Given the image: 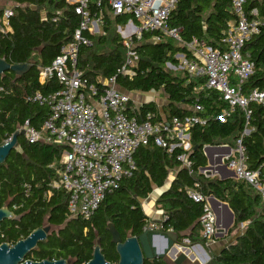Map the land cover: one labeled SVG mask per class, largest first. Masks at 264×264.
<instances>
[{
	"label": "trees",
	"instance_id": "1",
	"mask_svg": "<svg viewBox=\"0 0 264 264\" xmlns=\"http://www.w3.org/2000/svg\"><path fill=\"white\" fill-rule=\"evenodd\" d=\"M5 1L12 3L13 15L9 19L11 32L0 33V58L12 65L30 62L31 67L20 77L12 72L0 75V145L26 121L35 130L41 129L48 117V109L28 98L36 92L45 95L59 89L54 78L41 85L39 71L49 67L61 47L72 41L80 22L74 13L75 5L64 1ZM247 3L249 7H259L264 15V0H247ZM3 10L0 6V16ZM90 11L94 14L99 10L91 4ZM101 11L103 23L99 33L86 34L92 45L80 47L77 56V69L88 83L98 87L100 93L103 86L99 80L111 78H115L117 86L126 93L160 92L166 101L161 111L167 120L197 116L204 119L205 124H195L189 129L188 151L176 146L169 152L153 143L140 146L134 153L135 170L121 180L118 189L106 194L88 220L69 219L68 195L50 187L58 178L56 171L60 168L64 147L43 141L29 143L24 136H19L18 148L0 164V208L7 205L20 219L0 222V244L13 245L47 224L58 231L50 232L44 241H40L37 249L26 255L25 261L65 259L70 264H86L99 239L105 260L116 264L118 256L107 225L114 226L122 241L140 235L148 225L141 201L152 193L153 187L163 189L169 172L178 169L156 201L165 216L158 230L176 233L181 244L188 240L189 247L196 244L205 247L200 223L203 204L193 202L187 194L196 190L229 206L234 219L227 235L246 224L234 241L218 255L209 256L206 264H264V204L260 195L243 180H219L200 173L206 166L205 146L227 145L235 150L239 139L249 169L257 170L264 163V107L250 104L248 134H243L246 120L240 108H234L223 121L220 116L223 110L229 109L228 103L220 92L206 88V76H193L185 70L183 75H174L166 69L168 64L175 67L181 64L176 55L191 60L194 59L192 53L166 36H160L159 42L154 41L157 32H144L141 39L134 42V76L118 74L127 50L117 33V26L125 25L131 17L113 16L108 6H103ZM234 21L231 0H177L167 25L180 29L184 42L197 39L224 51L226 46L222 39L228 24ZM242 53L253 65L252 74L241 86L242 93L247 96L253 89L264 91V29L244 44ZM196 104L201 111H193ZM128 105L132 106V101ZM147 113L155 114L157 119L162 117L152 102L142 104L134 114L142 119ZM179 156H185L189 168L182 166L177 160ZM260 179L264 182V169L260 171ZM144 264L170 263L144 260Z\"/></svg>",
	"mask_w": 264,
	"mask_h": 264
},
{
	"label": "built area",
	"instance_id": "2",
	"mask_svg": "<svg viewBox=\"0 0 264 264\" xmlns=\"http://www.w3.org/2000/svg\"><path fill=\"white\" fill-rule=\"evenodd\" d=\"M54 1L75 5L74 13L80 22L73 32L72 41L61 47L59 55L49 67L39 71L38 81L41 85L54 78L60 85L59 89L45 95L36 92L28 98L46 107L48 117L40 130L30 127L28 121L17 130L24 131L23 136L29 143L43 141L64 147L60 168L56 171L58 178L50 187L61 189L68 195L69 219L91 218L106 194L118 189L121 180L135 170L134 153L140 146L153 143L169 152L176 146L188 151L189 129L195 124H205V120L197 116L161 120L155 114L147 113L139 119L134 113L139 111L140 105L129 107L130 95L117 86L115 78L99 80L103 86L102 93L98 87L88 83L77 69V56L80 47L92 45L87 35L99 33L103 23V6H108L113 16L131 17L125 25L117 26V33L127 50L125 62L117 70L118 74L134 76V42L139 41L144 32H157L154 36L156 42L160 41V36L169 37L184 45L194 56V59L186 60L183 55H176L184 70L193 76H206V88L220 92L228 103L229 109L222 111L221 119L224 121L238 107L245 113L243 134L249 133L247 125L251 115L250 104L264 107V91L253 89L247 96L242 93L241 86L253 71V65L247 55L242 53V48L251 37L264 29V15L259 7H249L247 0H231L235 21L228 24L222 39L226 50L222 51L197 39L184 42L180 29L168 27L167 19L177 0ZM91 4L99 11L91 14ZM12 15V9L2 11L1 34L11 32L9 19ZM193 111L199 112L201 107L196 104ZM177 160L184 167H190L185 156H179ZM226 161V167L233 171L235 178L245 181L260 195L264 204V182L260 179L264 163L257 170L247 167L241 139ZM187 194L193 202L203 204L201 235L208 243L219 234L216 215L208 202L209 197L196 190H190ZM150 226L157 230L155 225Z\"/></svg>",
	"mask_w": 264,
	"mask_h": 264
},
{
	"label": "water",
	"instance_id": "3",
	"mask_svg": "<svg viewBox=\"0 0 264 264\" xmlns=\"http://www.w3.org/2000/svg\"><path fill=\"white\" fill-rule=\"evenodd\" d=\"M30 67V62L27 64L12 65L6 62L4 58H0V75L6 72H12L20 77L24 75ZM23 135V130H17L3 145H0V164H3L6 161L12 150L18 148V137ZM219 148H224L229 152L231 151L229 147ZM208 149H211V147H204V152ZM223 168H226L225 165H223ZM201 170H207V167ZM208 174L210 173L208 172L207 175ZM231 176L235 177L233 173H231ZM208 202L213 213L216 215V218H218V208H222L227 212L229 219L225 225L220 226L217 219L219 234L226 232L233 222V213L227 204L219 202L213 196L208 198ZM19 219L20 217L16 216L7 205L0 208V222L3 220L18 221ZM107 229L111 236V243L115 245V251L118 256L116 264H144V260H165L170 264H181L189 259L188 256L191 252L190 248L181 244L178 241V235L172 231L163 232L152 229L148 224L140 235L131 236L122 241L119 233L112 224H108ZM49 232L50 226L47 225L33 230L25 239H21L13 245H10L9 243H1L0 264H70V261L65 259H45L42 261L24 260L28 253L37 249L40 241L46 239ZM86 264H112L105 260L101 251L99 239L95 241L92 257Z\"/></svg>",
	"mask_w": 264,
	"mask_h": 264
},
{
	"label": "crops",
	"instance_id": "4",
	"mask_svg": "<svg viewBox=\"0 0 264 264\" xmlns=\"http://www.w3.org/2000/svg\"><path fill=\"white\" fill-rule=\"evenodd\" d=\"M9 9H11V8L9 7ZM149 93H151V92H149ZM154 93H157V92H154ZM128 94L130 95V98H131L133 105H138L132 98L133 94L137 95L138 93H128ZM139 97H141V96H139ZM147 103H150V102H147ZM152 103H155V102H153V100H152ZM142 104H146V103H141L140 106ZM165 104L162 105L161 107H158L156 105L159 109V112L162 114L161 120L166 119L165 116H163V113L161 111L162 107H164ZM210 147H211V149H208L206 152H204V148H203V152H204V155L206 157V166L205 167H207V170H204V171L200 170V173L204 174L206 177H210V178L215 177L219 180H226V179H231V178L236 179L235 177L231 176V173H233V171H231L230 169H228L226 167V162H227L226 158L228 156L232 155L234 153V150H232L227 145L210 146ZM219 147H229L231 149V151L229 152L228 150H226L224 148H219ZM223 165H225L226 168H223ZM182 166H183V164H182ZM177 170L178 169H173L169 172L168 178L165 182V187L163 189H157L156 187H153L152 192H157L159 190V196H160L162 190L166 189L170 185L171 181L175 178ZM208 172L210 173V174H208L209 176L207 175ZM167 182H168V185L166 186ZM148 197L141 201L142 209H143L144 214L147 217V222H148L147 224L155 225L157 230H158L159 223L162 220H164L165 216L163 214V211L161 209H159V207L156 205V201H157L158 197H154L153 200H152V196H150V198H148ZM217 217H218L217 219H218V223L220 226L225 225L229 219L227 212L222 208H218ZM231 225L229 226V228L231 227ZM228 229H227V231H228ZM227 231L222 233V234H218L215 238H213L211 241L206 243L204 245L205 247H203L200 244H196V245H193L190 247L185 245L186 247L190 248V250H191L190 255L188 256L189 259L187 260L186 264H206L209 261V258L206 256L204 249H206L208 251L210 256L211 255H218L222 251V249L226 248L231 243L230 242L231 236L227 235ZM183 243L188 244V241L184 240Z\"/></svg>",
	"mask_w": 264,
	"mask_h": 264
},
{
	"label": "rangeland",
	"instance_id": "5",
	"mask_svg": "<svg viewBox=\"0 0 264 264\" xmlns=\"http://www.w3.org/2000/svg\"><path fill=\"white\" fill-rule=\"evenodd\" d=\"M0 6H2L4 9H7V8L12 6V3L6 2L5 0H0ZM133 64H135V60H133ZM166 69H167V71H170L174 75H183L182 73L184 72V67H183L182 63L179 64L178 67H175V66H172V65H166ZM137 95L133 94L132 98L138 105H140L141 103L152 102V100H153V102L156 103V105L158 107H161L162 105H164L166 103V101L164 100V98L162 97L160 92H157V93H154V92H151V93H138ZM139 96H141V97H139ZM167 185H168V182H167L166 186ZM150 196H152V200L154 199V197H158L159 196V190L157 192H152L149 195L148 198H150ZM44 225L47 226V224H44ZM245 225L246 224H241L238 227V229H235L232 232V234L230 235L231 236V239H230L231 243L234 241L235 237L237 235H239L243 231ZM57 231H58V228L50 227V232L56 233ZM185 245L187 246V244H184V246ZM204 251H205L206 256L209 258L210 255H209L208 251L206 249H204Z\"/></svg>",
	"mask_w": 264,
	"mask_h": 264
},
{
	"label": "flooded vegetation",
	"instance_id": "6",
	"mask_svg": "<svg viewBox=\"0 0 264 264\" xmlns=\"http://www.w3.org/2000/svg\"><path fill=\"white\" fill-rule=\"evenodd\" d=\"M187 260H185L184 262H182L181 264H186Z\"/></svg>",
	"mask_w": 264,
	"mask_h": 264
}]
</instances>
